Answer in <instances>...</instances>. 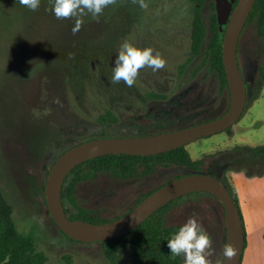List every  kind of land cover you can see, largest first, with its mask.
Wrapping results in <instances>:
<instances>
[{
	"label": "rangeland",
	"instance_id": "374dc122",
	"mask_svg": "<svg viewBox=\"0 0 264 264\" xmlns=\"http://www.w3.org/2000/svg\"><path fill=\"white\" fill-rule=\"evenodd\" d=\"M145 3L147 9L133 0H117L97 19L91 14L83 16V25L74 35L75 18L57 19L51 10L52 0H40L36 11L20 5L19 0H0V190L13 207L18 229L33 233L37 248L47 255L45 264H112L100 243L70 240L46 214L42 202L39 185L44 171L33 162L34 114L40 113L43 117L53 113L50 73L63 69L67 62L66 56L59 53L76 50L80 46L75 45V40L92 34L109 33L118 37L119 50L124 41L130 42L129 38H133V46L150 47L153 55L159 53L166 61L165 67L158 71L148 67L140 70L136 81H143V89H157L179 79L182 64L189 74L194 72L193 79L198 77L201 88L208 85L204 52L215 0H204L201 4L206 32L197 56H190L194 2L145 0ZM242 45L246 46L251 61L255 60L258 66L263 63L264 35L257 32L254 22L243 34ZM191 78L187 81H192ZM58 88L55 91L64 95V87ZM254 89L256 99L231 125L230 131H218L186 145L193 159L201 158L206 163L212 159V154L235 144L264 142V81ZM218 103L219 98H215L212 108ZM168 168L163 169L168 175L178 172L169 173ZM226 176L238 195L245 232L240 264H264V171L248 174L246 170L229 168ZM134 195L127 183L106 174L80 181L74 191L78 204L94 209L99 217L106 219L118 215ZM165 217L166 224L186 223L195 218L212 240L206 258L212 263L216 243L223 257L225 224L222 204L217 197L202 192L186 194L175 201ZM116 264L144 263H136L130 248L124 246Z\"/></svg>",
	"mask_w": 264,
	"mask_h": 264
},
{
	"label": "flooded vegetation",
	"instance_id": "af4514ba",
	"mask_svg": "<svg viewBox=\"0 0 264 264\" xmlns=\"http://www.w3.org/2000/svg\"><path fill=\"white\" fill-rule=\"evenodd\" d=\"M237 1L215 0L213 6L215 13L218 2L222 4L229 2L233 8ZM251 23L245 21L241 30L237 45V60L242 75L245 81L248 82L247 86L251 84V91L256 95L254 87L256 85L259 86L264 79L259 75L260 65L258 66L255 60L251 61L250 55L245 49L246 46L242 45V36L248 30ZM209 40L210 35L204 52L207 66L206 74L209 75L207 87L201 88L198 77L197 79H193L195 77H193L194 72L193 74H189L190 71H185L186 65L182 64L179 68L181 75L179 79L170 81L157 89H143L141 86V82L143 81H136L132 87L126 86L123 81L119 83L112 82L113 67L115 66V58L119 50L116 47L120 41L118 37L109 33H98L76 39L74 43L80 46L79 48L72 51L69 50L66 53H59L64 57L66 56L67 62L64 64L65 67L63 69H56L50 73L51 78H53V86L51 85L52 88L50 90L53 94L51 98L53 113L51 115H44L43 117L40 113L34 114L36 122L35 136L33 134V152L35 156L33 162L35 165L41 171H44V174H48V169L54 161L64 151L80 142L98 137L156 134L193 125L225 114L230 107L229 86L228 82L225 85L221 81L219 72L214 68L212 61L207 55ZM129 41L131 44L134 43L133 38H129ZM198 53H192L191 50L190 56H197ZM189 77H192L191 79L193 80L187 81ZM60 87L62 89L64 87V95L61 94V91L58 93L55 91V88L60 90ZM71 90L74 92L73 95H71ZM215 98H219V103L212 108ZM251 99L249 101L250 104L256 98ZM228 104L229 106L227 107ZM226 107L227 109L223 113H220ZM230 127L231 125L223 130L230 131ZM186 145L184 146L186 147ZM224 150L212 154L214 158L212 157L206 163L202 159L201 172H199L200 170L192 172L211 173L220 180L221 178L227 179L226 170L232 168V161L229 160V155L221 153ZM170 166L174 165L163 164L156 166L153 173L154 180L150 181L149 179L148 181L146 179L142 180L141 177L136 176L129 179L110 176L123 183H127L135 195L123 205L118 215L110 219H103L108 221L126 214L152 191L181 175V173L168 175L165 171L163 172V169ZM100 174L103 173L98 172L86 179L95 178ZM79 182H76V184ZM152 188H154L152 191L144 195L148 189ZM199 192L215 196L213 193L205 190L190 193ZM186 194L174 198L175 200L172 199L174 200L173 204L163 211L165 224L166 211L174 205L176 200L184 197ZM221 204L224 215L223 203L221 202ZM63 206L67 214L66 209H69L67 208L68 205L63 204ZM95 213L98 215L96 211ZM81 242L85 243L86 241ZM87 243L99 242L90 241ZM214 248L215 251L211 264H219L222 259L219 243H216Z\"/></svg>",
	"mask_w": 264,
	"mask_h": 264
},
{
	"label": "water",
	"instance_id": "95a60500",
	"mask_svg": "<svg viewBox=\"0 0 264 264\" xmlns=\"http://www.w3.org/2000/svg\"><path fill=\"white\" fill-rule=\"evenodd\" d=\"M255 0H238L232 8L231 3H217L216 17L219 28L223 30L222 61L230 92V107L222 116L198 122L179 129L140 136H111L89 139L64 151L48 169L44 181L46 214L69 237L79 241H103L121 236L138 226L153 212L170 200L193 191L205 190L217 196L224 207L225 245L231 243L237 249L232 260L223 256L219 264H240L245 232L239 206L227 186L213 174L187 170L174 165L167 172L178 171L180 176L164 183L126 214L104 222H90L71 219L64 209L61 191L68 172L78 163L110 153L136 155L154 154L188 144L199 137L221 131L237 121L251 99V84L247 86L237 60V45L241 30L253 7ZM223 25H225L223 27Z\"/></svg>",
	"mask_w": 264,
	"mask_h": 264
},
{
	"label": "trees",
	"instance_id": "16d2710c",
	"mask_svg": "<svg viewBox=\"0 0 264 264\" xmlns=\"http://www.w3.org/2000/svg\"><path fill=\"white\" fill-rule=\"evenodd\" d=\"M192 1L195 4V12L192 19L191 50L192 53H198L206 32L201 14V4L204 0ZM246 22H254L257 32L260 35H264V0H255ZM209 31L210 40L207 55L212 61L214 68L219 72L221 81L227 85L222 61L223 31L218 26L214 8ZM259 75L264 79V59L259 67ZM255 98L256 95L253 94L251 100ZM249 105L250 102L246 104L244 110ZM221 153L229 155V160L232 161V168L236 170H246L248 174H260L264 171V142L256 145L235 144ZM202 163V159H193L184 145L149 155L128 153L99 155L78 163L68 172L61 191L62 202L64 205H68L67 208L69 209L66 210L68 217L71 219H83L90 222L106 221V219L99 217L93 209H88L77 203L74 196L76 182L90 178L98 172L121 179H129L136 176L141 177L142 180L146 179L148 181L149 179L150 181L154 180V169L158 165H181L187 170L198 171L202 168ZM46 176L47 173L44 174V179ZM221 180L227 186L238 205V195L232 184L226 178H221ZM153 189H148L144 195ZM39 190L42 195V202L46 208L44 182L39 185ZM174 200L166 203L140 225L127 233L99 242L109 261L112 264H116L122 255L124 246H128L132 259L136 263L183 264L182 255L173 256L167 247V241L184 225L181 223L166 225L164 222L163 211L172 205ZM49 217L56 224L50 215ZM65 235L72 241L81 242L69 237L67 234ZM245 243L246 240L244 241V246ZM46 260L47 255L45 252L37 248L34 234L18 229L13 217V207L0 190V264H45Z\"/></svg>",
	"mask_w": 264,
	"mask_h": 264
},
{
	"label": "clouds",
	"instance_id": "9594fccd",
	"mask_svg": "<svg viewBox=\"0 0 264 264\" xmlns=\"http://www.w3.org/2000/svg\"><path fill=\"white\" fill-rule=\"evenodd\" d=\"M116 2L117 0H52L51 10L57 19L75 18L72 28L75 35L83 25V16L91 14L93 19H97L105 8L115 5ZM137 2L141 8L147 9L145 0H133V3ZM19 4L36 11L40 6V0H19ZM165 64L166 61L159 53L153 55L152 48L140 49L124 41L115 58L112 82L123 81L126 86L132 87L141 69L148 67L158 71L164 68ZM167 247L173 256L183 255L184 264H211L206 254L212 247V240L195 218L188 219L179 228L178 232L167 241ZM236 255L237 249L231 243H227L223 251L225 260H232Z\"/></svg>",
	"mask_w": 264,
	"mask_h": 264
}]
</instances>
